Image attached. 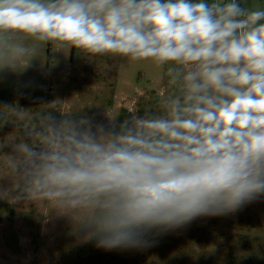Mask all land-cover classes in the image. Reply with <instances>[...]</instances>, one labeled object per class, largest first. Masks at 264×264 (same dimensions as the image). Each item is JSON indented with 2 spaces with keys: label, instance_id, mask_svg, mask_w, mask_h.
<instances>
[{
  "label": "clouds",
  "instance_id": "1",
  "mask_svg": "<svg viewBox=\"0 0 264 264\" xmlns=\"http://www.w3.org/2000/svg\"><path fill=\"white\" fill-rule=\"evenodd\" d=\"M41 45L151 62L168 88L156 110L100 122L11 106L0 124L17 128L0 142L10 204H44L83 241L129 249L264 196V6L0 0V71L28 69Z\"/></svg>",
  "mask_w": 264,
  "mask_h": 264
},
{
  "label": "rangeland",
  "instance_id": "2",
  "mask_svg": "<svg viewBox=\"0 0 264 264\" xmlns=\"http://www.w3.org/2000/svg\"><path fill=\"white\" fill-rule=\"evenodd\" d=\"M245 3L264 6V0ZM163 73L148 61L92 56L74 48L54 51L51 45H41L28 69L0 71V124L11 106L24 108L27 118L52 103L57 110L98 122L106 121L105 113L154 111L156 98L168 88ZM16 134L12 124L0 126V142L11 141ZM9 182L0 164V188ZM161 245L158 253L144 247L106 253L118 259L117 264H135V260L136 264H264V196L235 212L198 217L167 231ZM94 258L90 240L74 233L66 218L49 213L44 204H10L0 196V264H95Z\"/></svg>",
  "mask_w": 264,
  "mask_h": 264
},
{
  "label": "trees",
  "instance_id": "3",
  "mask_svg": "<svg viewBox=\"0 0 264 264\" xmlns=\"http://www.w3.org/2000/svg\"><path fill=\"white\" fill-rule=\"evenodd\" d=\"M125 113V112H123ZM165 233V232H164ZM164 233L162 234H157V233H153L150 234V236L148 237L150 241H152V243L150 244V246L144 247L146 250H149L151 252H157L159 251V249H161L162 247V242L164 239ZM90 247H91V252H92V256L95 257L94 259H96L95 261H97V263L95 262V264H117L118 263V259H114L111 258V254H107L106 251L108 252V249H104V248H100L96 246V241L95 240H90ZM154 254V253H152ZM126 255H124V257H126ZM123 257V259H124ZM135 264L137 263V261L135 260L134 262Z\"/></svg>",
  "mask_w": 264,
  "mask_h": 264
}]
</instances>
